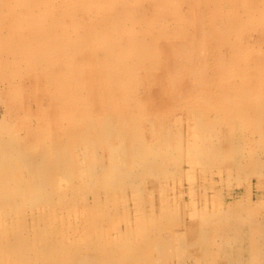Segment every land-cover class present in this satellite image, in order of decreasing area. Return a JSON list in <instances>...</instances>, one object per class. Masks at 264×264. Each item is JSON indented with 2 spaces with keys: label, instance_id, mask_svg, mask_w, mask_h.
<instances>
[{
  "label": "rangeland",
  "instance_id": "374dc122",
  "mask_svg": "<svg viewBox=\"0 0 264 264\" xmlns=\"http://www.w3.org/2000/svg\"><path fill=\"white\" fill-rule=\"evenodd\" d=\"M35 19L46 28L35 38L54 29L49 43L23 39L24 24ZM104 34L107 47L88 48L87 38L92 45ZM136 46H150L154 59L134 54L126 91H114L126 77L111 67L98 70L97 82L82 70L94 82L76 83L74 65L84 56L93 54L92 69L94 60L106 64ZM47 79L58 105L68 106L65 133L51 150V131L35 142L52 112ZM131 116L148 121L127 127ZM102 119L126 126V140L130 130L129 143L141 148L153 142L146 128L157 126L155 153L132 170L117 167L113 183L103 176L115 163L100 147L101 181L85 186L91 169L81 170L91 165L83 161ZM66 148L69 178L35 172ZM18 185L25 192L0 201L10 207L8 217L0 210V264L27 257L43 264L50 253L54 264H264V0H0V188ZM22 237L30 251L52 242L60 255L51 246L14 256L10 245ZM226 237L233 257L223 250Z\"/></svg>",
  "mask_w": 264,
  "mask_h": 264
},
{
  "label": "bare ground",
  "instance_id": "6f19581e",
  "mask_svg": "<svg viewBox=\"0 0 264 264\" xmlns=\"http://www.w3.org/2000/svg\"><path fill=\"white\" fill-rule=\"evenodd\" d=\"M222 10H223L222 7L219 6V5H217V10L216 11L217 12H221ZM59 19H61V17H59ZM43 21H44V19H43ZM43 21H40V20H36L35 19L33 21L32 20L31 21H28L27 22L28 24L25 23L24 24L25 27H23V28L27 31V34H25L26 35V38H25V35H24V38L23 39L24 40L25 39H27V40L28 39H33V40L35 39V40H38L40 43L41 42H43V43H46V42L49 43V37L52 38V39H54V29L46 30L47 33L44 35V39H45V36L46 35H47V39H45V40L44 39H41V37L40 38H37V37L35 38V36L37 35L36 34L37 31H40L39 29H46L44 27V25H43ZM230 21L231 22H234L233 20H230ZM231 22H229V23H231ZM180 23L183 25L181 27L186 30L185 27H187V25H186L185 20L180 21ZM56 24H58V23H56ZM185 34H187V31L184 34H182V36L184 37ZM60 35H62V34H60ZM213 35H214V33H213ZM108 37L109 36L107 34H104L101 37H99L97 40L94 39L92 41V45H91L90 39L87 38L86 44H88V43L90 44V46L88 48H93V49H95V50L98 51L99 50L97 48V47H99L98 44H100L101 46H105V47L108 46V41H109ZM210 38H211V36L208 39H210ZM33 50L35 51V48H33ZM118 50H120V49H118ZM38 51L36 50V53H35L36 54V56H35L36 59H38V58L41 57V53H39ZM116 53H117L116 50L113 51V55L116 54ZM134 54L137 55V56H139L140 58L146 60V61H152L154 59V55H153L154 53H153V51L150 52V46H148L147 48H141V47H137L136 46L135 48L132 47V48L127 49V50H124L123 49L118 54L114 55L113 59H110L109 61L107 59V63L106 64H102V63H100V61L94 60V62H93L94 63L93 64L94 65V68L91 69L92 63H90V62L92 60L91 61H88L87 59H91V57L93 56V54L89 53L88 55L84 56V58L86 60H82L78 65H74V67H75L76 70L77 69H80V74H78V76H76V78L79 77L78 80L76 81V83H78L80 81H83V83L84 82H89V83L94 82V81H88V80L83 79V76H82L83 75V71L82 70H86L87 69L86 70L87 71V74L88 75H92L93 74L94 79L97 82L98 80H100L99 79V76L96 75L97 72H98V70L101 71V72H105V70H107V69H109L111 67L109 70L115 69V71H117V73H118V75L120 77H123V76L126 77L125 80L119 81L120 82L119 83L120 86H118V88H115L114 91L117 94H118V91H126L128 89L127 88V85H128L127 83L132 81L133 76H135V73H136L135 72L136 68H134V66L132 64V59L135 56ZM82 66H83V69H81ZM49 79H47V85H46V88H48V90H49V93H47V94L49 95V98L52 99V101H53L54 104L53 103H49L50 107L47 106V110H49V108H50V110L52 109V112H51L50 117L49 118H46L48 124L45 121L42 123L43 124V129H42L41 135H44V137L43 138H40V135L35 134V142L36 143H40L42 141H47L48 140L49 134H47V133H49V131H51L52 133H54V135H52V139H51L49 145H46L48 148L50 147V145H52V140H55L56 141V138L57 137H60V136L63 135V133H65V130L64 129H66V127L64 125L66 124V121L68 119V117H66V112H67V107L68 106H66V104H65L64 101H63L62 104H59L58 105L57 99L53 95V91L50 90V88L53 87L54 84ZM126 81H128V82H126ZM237 86H239V85H237ZM237 86H236V90H237ZM81 89H82V87H81ZM114 91L111 90L110 93H112ZM86 93H88V92H86ZM92 97L93 96H91V98ZM89 100H90V96L87 95V97H86L87 103L86 104L88 106L87 108H89V106H90V108H89V111H90V109L93 108L94 103H90ZM118 104H119V106H118ZM60 105H62L63 108ZM113 106L115 108H121L122 109L125 106V104H122L120 102H115V104ZM53 116L56 118V120L53 118ZM113 121L114 120H110V121L104 122L103 119H102L101 120V122H102L101 123V125H102V131H100V132L99 131H95V135H94L95 142L94 143H91L90 145H88V151L87 152L89 154H88L87 160L83 161V165L86 164L87 162H90L89 165H91V168L89 166H87V167H82V170H81V171L85 172V170L91 169L90 171H87V173L86 172L84 173V176H85V174L87 175L86 176L87 177L86 178L87 180H85V183H86L85 186H88V184H89V186L90 185H95L98 181H101L100 178L97 177L99 170L96 169V166H94V164L96 165V163H97V156H98L97 154H99L98 153V149L100 147H103V149H104L103 151H105L106 153H108V156H109V159H110L111 163H115V166L113 168V171H115V172H111L109 175L107 174V175H104L103 176V177H106L107 178V181L108 180L110 182L113 181V183L115 181L114 180L115 175L117 176L116 173L117 172L119 173L121 171V170L118 169L119 166H120L121 169H124L129 164V167H130L129 170H132L131 168H134L133 166H135V164H140V163L142 164L143 163V160H147L146 159L147 158V155L152 154V153H155L154 152V149L156 148V146H155L154 142L156 141V136L159 135L158 133H159L160 128L157 129V126H153V127H150V128H146L147 130H149V132H147V133L148 134L149 133L151 134V136L153 138L152 139L153 142H152V144L147 143V144H145V146L143 148H141V146L140 147H138V146H132L129 143V141L131 139H135L134 136L132 135V132L130 130H127V132L129 131L128 132V141L126 140V137H125L126 134H125V129H124L126 126H121V127H123V129L120 131V125L118 124V122L117 121L116 122H113ZM143 121H148V120H146V118L144 116H131V117H127V119L125 120V124L127 125L128 124L127 122H131V123H134V125H135V123L138 124V123L143 122ZM166 122H167V120L164 119V117H163L162 120L160 119V125H162V124L164 125ZM129 124L127 125V127H129V126L131 127L132 126V124L131 125H129ZM52 125H54L56 127V129H52ZM170 130H171V128H170ZM161 133H162V131H161ZM164 138H165L164 136L160 137V142H162ZM164 141H166V140L164 139ZM127 143H129V145ZM174 145H176V143ZM54 147H56V144L54 145ZM51 149H53V148L50 147V150ZM143 149H144V154H142L143 155V159L140 160V158L142 156V155H140V153H141L140 151H142ZM26 156L27 155H24L23 157H26ZM144 157H146V158L144 159ZM168 158H170V157H168ZM46 159H48V160H46V162L43 161L42 163H40L41 165L40 166L38 165L39 167L36 166L38 170H36L35 172L40 171L41 174H48V173H52L53 172V174H54L55 173L54 172L55 170H59L61 172L60 174L62 176L67 177V178H69L68 176H70L71 172H73L71 169H68L69 164L71 162V156H70V153H69V151H68L67 148L65 149L64 152L63 151H58V152H55V153L53 152V155L51 154L50 157L49 158H46ZM154 160H155V165L156 164L159 165V161L161 159L158 158V157H156ZM52 164L55 165V166H57V167H55V166L53 167ZM148 173H150V172H147L146 174L148 175ZM125 174L129 175L131 173H125ZM116 182H119V181H116ZM12 183H13L12 181H8V185H11ZM83 183H84V181H83ZM16 190H18V191L21 190V191L25 192L23 190V188L20 187V185L15 186L14 188L8 187V186L1 187L0 188V201L6 199L7 200V203L9 204L10 201H13V196H11L10 194L14 193ZM30 190L32 191L34 189L29 186V188L27 189V191L30 192ZM14 194H16V193H14ZM24 195H25V193H24ZM34 196L36 197V195H34ZM44 197H46V194L44 195ZM41 199H43V198H41ZM2 203H3V201H2ZM0 205H1L0 206V210H1V213H2L1 215L3 217H8L9 214H10L9 213L10 212L9 211L10 210L9 205L7 206L6 203L5 204H0ZM37 239L38 238L35 237V242H36ZM19 240H20L19 241V244H17L16 246H14L12 244L10 245L11 246L10 250L17 251L16 253H12V251H11V253L14 256L17 255V254H19L20 258H22L23 257V253H24V256L25 255H27V256H33L34 255L33 254V251L34 252L35 251H38L40 253L45 252V254H46L47 251L49 252V249H52L51 246L53 248L57 249V251H58V254L55 255V256L60 255L58 245L55 244L53 246L54 243L51 244L52 242H50V245L49 246L45 244L46 246H48V248H46L45 246L42 247V248H40V249L35 248L34 250H31L32 251L31 252L27 248V246H26L27 243H28V241H29L28 240V237L27 238L26 237H22ZM188 240H189L188 247H191L194 244L192 242L195 239L194 238H188ZM18 246H21V247H18ZM223 246H224L223 247L224 252L225 251H228V250H231L229 247L232 246V240L230 238H227L226 237ZM228 252L226 253V256H232L233 257L232 253H230V252L228 253ZM35 253L37 255V252H35ZM242 253H244V255H246V251L241 247L240 254H242ZM51 255H53V253H50V258H49L48 261H47L46 258H44V263L43 264H50V263L54 264L53 263V259L54 258L52 259L51 258ZM23 259H25V258H23ZM23 259H22V261H24L27 264V261L30 260L31 258L30 257H27V261L26 260H23ZM93 261L95 263V260H93Z\"/></svg>",
  "mask_w": 264,
  "mask_h": 264
}]
</instances>
